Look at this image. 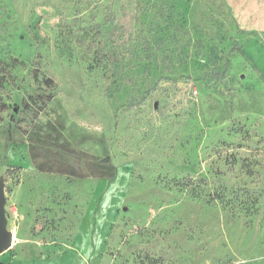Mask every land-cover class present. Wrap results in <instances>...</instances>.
I'll list each match as a JSON object with an SVG mask.
<instances>
[{
	"label": "rangeland",
	"instance_id": "1",
	"mask_svg": "<svg viewBox=\"0 0 264 264\" xmlns=\"http://www.w3.org/2000/svg\"><path fill=\"white\" fill-rule=\"evenodd\" d=\"M1 179L4 264H264V0H0Z\"/></svg>",
	"mask_w": 264,
	"mask_h": 264
},
{
	"label": "trees",
	"instance_id": "2",
	"mask_svg": "<svg viewBox=\"0 0 264 264\" xmlns=\"http://www.w3.org/2000/svg\"><path fill=\"white\" fill-rule=\"evenodd\" d=\"M56 161V167L55 168H48V164L46 163H39L35 160V158H32V163L35 167L39 169L40 172H47V171H53L58 172L60 174H65L71 177H77L81 179L85 178H109L114 175L115 168L110 164V159L107 157L102 161H95L87 165L86 170L83 168L76 169L77 167L74 164L62 162L61 160L57 159ZM47 165V166H46Z\"/></svg>",
	"mask_w": 264,
	"mask_h": 264
},
{
	"label": "water",
	"instance_id": "3",
	"mask_svg": "<svg viewBox=\"0 0 264 264\" xmlns=\"http://www.w3.org/2000/svg\"><path fill=\"white\" fill-rule=\"evenodd\" d=\"M5 183L0 180V255L9 250L13 243V234L8 230V219L6 214ZM0 264H4L0 262Z\"/></svg>",
	"mask_w": 264,
	"mask_h": 264
},
{
	"label": "built area",
	"instance_id": "4",
	"mask_svg": "<svg viewBox=\"0 0 264 264\" xmlns=\"http://www.w3.org/2000/svg\"><path fill=\"white\" fill-rule=\"evenodd\" d=\"M195 94L197 93V92H194Z\"/></svg>",
	"mask_w": 264,
	"mask_h": 264
}]
</instances>
